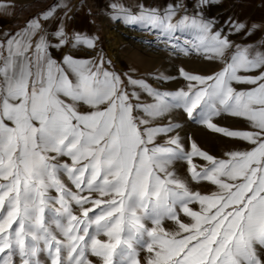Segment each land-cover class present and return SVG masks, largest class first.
Returning a JSON list of instances; mask_svg holds the SVG:
<instances>
[{
    "label": "snow or ice",
    "instance_id": "6c2138e0",
    "mask_svg": "<svg viewBox=\"0 0 264 264\" xmlns=\"http://www.w3.org/2000/svg\"><path fill=\"white\" fill-rule=\"evenodd\" d=\"M12 7L0 0V13ZM110 7L170 55L222 68L158 72L154 87L116 72L102 50L58 60L53 50L99 39L69 34L68 11L45 27L68 0L0 31V264H264V40L233 45L199 13L174 20L182 3L163 14ZM226 116L246 127L223 126ZM186 124L243 147L212 154Z\"/></svg>",
    "mask_w": 264,
    "mask_h": 264
},
{
    "label": "rangeland",
    "instance_id": "374dc122",
    "mask_svg": "<svg viewBox=\"0 0 264 264\" xmlns=\"http://www.w3.org/2000/svg\"><path fill=\"white\" fill-rule=\"evenodd\" d=\"M181 1H183L184 11L178 12L174 20L179 19L185 14L192 16L199 13L206 19L215 20L217 23L213 31L223 29V36L226 33H230L229 27L226 26L225 22L231 18L234 22L246 24L248 28H251L253 25L259 26L251 35H246L245 32L231 33L233 36L231 40H229L233 42V45L256 44L264 40V27H262V22H264V0H217V2L208 0V2L203 5L200 4V0H122L123 3L118 5L130 8L133 13H137L139 6L144 5L146 8H155L163 14L168 5H175ZM2 2L11 4L14 7L8 9L9 14L0 13V31L7 30L14 33L25 25V19H18L17 16L19 9L27 5L30 0H2ZM95 2L97 3V0ZM247 2L250 3L246 5L248 11L247 9H243L246 12H239L238 5ZM48 6L49 5H44V8H40L41 11L47 9ZM188 9L191 11L187 12ZM113 14L114 10L112 7L88 11L89 21H87V23L89 22L91 28L95 30L99 37L96 48L94 50H89L81 47L79 48V52H69V54L77 58H89L96 56L97 52L102 50L105 58L112 61L111 67L114 68L116 72L121 73L122 76L123 73H128L133 78L146 79L148 83L152 84L154 87H160V85H157L152 79L158 72L175 75L178 67H184L186 70L194 73L210 75L221 70L222 64L214 60L204 59L202 56L195 54L189 57L183 55H170L169 51L165 50L164 44L162 42L159 44V42L156 41V36L153 31L141 29L139 26L135 25H126L121 20H113ZM121 25L127 27L132 26L134 34L129 35L128 40L124 39L122 41V60L119 62L112 57L109 48L106 49V32L113 27L112 31L109 33L114 34ZM116 35L115 37L119 36V34ZM136 41H138L137 44L135 43ZM142 41L152 42L151 46L142 43ZM53 56L59 60L62 57V53H53ZM105 66L107 67V65ZM182 83V81H175L164 84L162 87L165 90H172L181 86ZM143 99L145 101L149 100L146 96H144ZM220 123L232 129H244L246 127L243 121L227 116L224 117ZM184 131L193 136L200 143L201 147L217 156H221L223 152L230 149L243 147L242 144L212 134L197 125L186 124ZM181 172H183V169H181ZM201 191H207V189L202 188Z\"/></svg>",
    "mask_w": 264,
    "mask_h": 264
},
{
    "label": "crops",
    "instance_id": "0c3cea01",
    "mask_svg": "<svg viewBox=\"0 0 264 264\" xmlns=\"http://www.w3.org/2000/svg\"><path fill=\"white\" fill-rule=\"evenodd\" d=\"M95 1L96 0H68V8L62 9L59 13H57L56 19H52L48 22H44L45 27L49 31L56 30L58 26L59 17L63 15V12L68 11V15L71 17V19L65 20V25H66V31L69 34H71L72 32H78V33L87 34L89 36L98 37L95 30L91 28V25L89 24V22L87 23V21H89L88 11H92L93 9L110 8L112 4L118 5L123 2L122 0H97V3ZM55 3H56V0H30V2L27 4L28 6L25 5L19 9L17 18L21 20L25 19V23H26L30 18L35 16L37 13L44 11V10L41 11V9L44 8L43 7L44 5H49L48 6L49 8ZM180 3H183V1H181ZM248 3L249 2L239 4L238 5L239 12H242V11L246 12L243 9H247L246 5ZM69 9L71 10L69 11ZM180 11H184L183 8ZM190 11L191 10L189 9L187 10V12H190ZM89 16H90V13H89ZM262 27H264V22H262ZM112 29L113 27L106 32V37H107V34L112 31ZM225 35H227L228 39L230 40H231V37L233 36L231 33H226ZM50 39L52 38L50 37ZM55 42L56 41L53 39V43ZM106 49H107V45H106ZM69 52H79V49L72 50L70 49L69 46H65L59 52L53 50V53H56V54L62 53V55L65 53H69Z\"/></svg>",
    "mask_w": 264,
    "mask_h": 264
},
{
    "label": "bare ground",
    "instance_id": "6f19581e",
    "mask_svg": "<svg viewBox=\"0 0 264 264\" xmlns=\"http://www.w3.org/2000/svg\"><path fill=\"white\" fill-rule=\"evenodd\" d=\"M135 32H136V29H135ZM116 34H119L118 37H115L117 36ZM131 34H134V29L131 27H127V26H124V25H121L117 28V31L112 34V33H108L107 34V37H106V42H107V45L112 54V57H114V59L116 61H119L121 62L122 60V53H121V48H122V41L124 39H129V35ZM150 38V37H149ZM136 44L138 43V41L135 42ZM159 44H161L159 42Z\"/></svg>",
    "mask_w": 264,
    "mask_h": 264
}]
</instances>
